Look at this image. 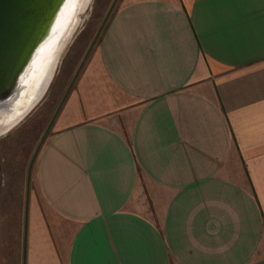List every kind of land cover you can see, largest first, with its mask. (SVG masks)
<instances>
[{"label": "crops", "instance_id": "0c3cea01", "mask_svg": "<svg viewBox=\"0 0 264 264\" xmlns=\"http://www.w3.org/2000/svg\"><path fill=\"white\" fill-rule=\"evenodd\" d=\"M32 179L23 264H264V0H119Z\"/></svg>", "mask_w": 264, "mask_h": 264}, {"label": "rangeland", "instance_id": "374dc122", "mask_svg": "<svg viewBox=\"0 0 264 264\" xmlns=\"http://www.w3.org/2000/svg\"><path fill=\"white\" fill-rule=\"evenodd\" d=\"M118 2L89 0L44 96L17 126L0 136V264H23L26 205L36 193L32 176L38 149Z\"/></svg>", "mask_w": 264, "mask_h": 264}, {"label": "water", "instance_id": "95a60500", "mask_svg": "<svg viewBox=\"0 0 264 264\" xmlns=\"http://www.w3.org/2000/svg\"><path fill=\"white\" fill-rule=\"evenodd\" d=\"M69 0H0V136L17 126L35 108L44 96L52 80L54 70L68 38L77 26L80 11H72L68 22L71 30L56 43L48 73L42 79L30 105L16 111V102L21 97L28 75V66L42 45L49 43L54 34L51 30L59 12L69 5ZM82 2H84L82 0ZM78 17V18H77ZM10 115V116H9ZM4 116L10 117L5 121ZM25 246V244H24ZM25 253V251H24Z\"/></svg>", "mask_w": 264, "mask_h": 264}, {"label": "bare ground", "instance_id": "6f19581e", "mask_svg": "<svg viewBox=\"0 0 264 264\" xmlns=\"http://www.w3.org/2000/svg\"><path fill=\"white\" fill-rule=\"evenodd\" d=\"M69 1V5L59 12L56 20L53 22L54 25L51 30H54L55 32L52 34L51 38H49L50 42L42 45L41 48L36 51L35 57L27 68L25 75L28 76L23 79L26 85L21 92V97L16 102V111L26 109L34 98L38 85L48 73L50 62L57 50L56 43L62 37L66 29H68L67 27H69L68 22L72 19L71 14L76 8V5L77 7L82 6L80 9V11H82L89 2V0H83L84 2H82V0ZM71 28L72 27L68 29L67 33H69ZM9 118L10 117L4 116L5 121L9 120Z\"/></svg>", "mask_w": 264, "mask_h": 264}, {"label": "flooded vegetation", "instance_id": "af4514ba", "mask_svg": "<svg viewBox=\"0 0 264 264\" xmlns=\"http://www.w3.org/2000/svg\"><path fill=\"white\" fill-rule=\"evenodd\" d=\"M27 203H28V201H27ZM27 212H28V207H27V205H26V214H25V217H26V218H27ZM25 225H26V223H25ZM25 233H26V232H25ZM24 236H25V234H24ZM25 241H26V239L23 240V248H24Z\"/></svg>", "mask_w": 264, "mask_h": 264}]
</instances>
